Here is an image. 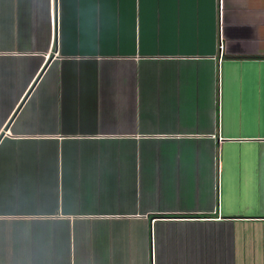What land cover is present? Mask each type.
<instances>
[{
	"label": "crops",
	"instance_id": "1",
	"mask_svg": "<svg viewBox=\"0 0 264 264\" xmlns=\"http://www.w3.org/2000/svg\"><path fill=\"white\" fill-rule=\"evenodd\" d=\"M0 264H264V0H0Z\"/></svg>",
	"mask_w": 264,
	"mask_h": 264
},
{
	"label": "built area",
	"instance_id": "2",
	"mask_svg": "<svg viewBox=\"0 0 264 264\" xmlns=\"http://www.w3.org/2000/svg\"><path fill=\"white\" fill-rule=\"evenodd\" d=\"M221 45H220V49H221ZM219 64H220V58H219ZM218 64V70H217V73H218V76H217V96L219 98L220 96V82H221V77H220V65ZM219 101V100H218ZM218 171H219V166H218ZM217 184L219 185V176L217 177Z\"/></svg>",
	"mask_w": 264,
	"mask_h": 264
}]
</instances>
